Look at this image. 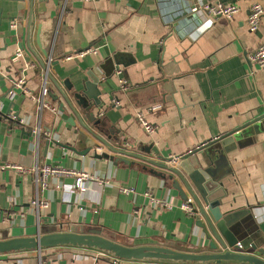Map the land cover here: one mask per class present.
Returning <instances> with one entry per match:
<instances>
[{"label":"crops","instance_id":"0c3cea01","mask_svg":"<svg viewBox=\"0 0 264 264\" xmlns=\"http://www.w3.org/2000/svg\"><path fill=\"white\" fill-rule=\"evenodd\" d=\"M217 3L236 4L240 13L226 19L199 12L200 6ZM257 3L264 8V0H47L44 15L37 14L35 5L31 36L22 40L7 26V11L10 5L16 9V2L0 0V240L67 232L77 226L102 228L130 247L210 251L196 218L180 208L184 201L172 187L170 172L126 155H113L129 162L118 166L94 159L95 151L82 155L87 146H78L74 134L80 124L74 119L72 127L70 112L60 111L56 84L64 91L67 83L80 90L94 74L102 80V104L93 110L106 131L99 135L117 149L151 160L157 156L146 152L150 146L170 159L211 143L203 154L190 157V163L196 166L199 161L222 184L224 211L246 213L230 229L242 248L264 250V69L249 60L264 45V15L258 32L248 28L249 10ZM19 51L31 62L17 58ZM82 52L87 53L78 57ZM115 54L123 55L128 67H120L106 80L99 67ZM46 68L49 93L60 100L48 95L58 113L44 111L39 117L31 96L41 94ZM20 79L24 89L16 86ZM153 84H159L154 101L141 92L124 94ZM139 112L154 125L155 133L145 132ZM38 123L43 133H52L51 139L42 135L37 143L32 128ZM250 124L245 129L248 135L237 140L236 131ZM233 132L232 139L219 141ZM45 164L85 172L93 179L85 182L83 193L58 187L56 180L44 190L31 170ZM16 165L28 170L2 169ZM63 184L75 187V180L66 178ZM123 187L134 189V194H123ZM146 192L168 199L174 207L155 208L144 197ZM36 199L49 207L38 211L32 205ZM0 264L110 262L92 250L53 248L0 255Z\"/></svg>","mask_w":264,"mask_h":264},{"label":"water","instance_id":"95a60500","mask_svg":"<svg viewBox=\"0 0 264 264\" xmlns=\"http://www.w3.org/2000/svg\"><path fill=\"white\" fill-rule=\"evenodd\" d=\"M8 3L16 2V9L7 11L8 30L15 31L17 36L23 40L26 34L29 38L35 25V5H37V14L44 15L46 12L47 0H6ZM16 10L14 15V11ZM24 42L20 43V50H24ZM46 53V52H45ZM27 63L31 62L27 53L22 54ZM123 55L115 54L107 58L100 65L104 78L109 80L114 76L120 67H128L124 63ZM43 65V64H42ZM47 70V68H46ZM49 74V73H48ZM90 83H82V88L76 90L73 85H65L67 91L56 84L60 97L62 99L60 111L62 113L70 112L71 116L68 120L72 127H75L74 119L80 124L81 129H76L74 134L77 135V143L87 146L84 150V156L91 151H95L94 159L104 160L118 166V164H128L125 158L114 157L116 155H126L134 159H139L155 167L170 172L169 179L172 181V187L178 192L180 198L186 202L190 198L194 201L198 209L196 218V226L203 231L205 237L210 241L209 252L206 253H189L170 249L162 246H136L130 247L116 242L114 236H110L103 231L102 228L81 229L73 226L67 232H52L39 234L33 237L14 238L8 240H0V255H9L14 253L25 252H41L45 249L53 248H74L80 250H92L103 254L109 258L118 259L127 263L132 262H161L171 264H264V250H257L255 246H251L253 252H249L242 248L238 238L232 232L231 226L239 217L246 215L244 212L224 211L222 200L226 197V192L221 189V185L213 179V174L208 173L197 162L196 166L190 163V157L200 153L211 145L201 147L200 149L189 152L184 156H176L178 159H164L154 146L148 147L146 152L153 151L157 156V160H151L139 153H126L112 146L106 139L99 135L104 134L102 122L93 114L94 108L101 106L102 91L99 86L102 83L98 75H89ZM159 84L151 86H142L137 91H125V95H146L147 98L154 101L157 99V88ZM123 87L117 88L118 92ZM148 90L150 91L148 93ZM109 99L114 101L113 92H109ZM50 95V93H49ZM148 95V96H147ZM53 96L52 94L50 95ZM59 96H53V100L59 101ZM102 125V126H101ZM254 125V124H252ZM249 126L240 129L235 138L241 139L244 135H248L250 131H245ZM104 130V131H103ZM106 132V131H105ZM86 133L91 135L94 140H88ZM234 136L227 134L219 139L220 142L230 140ZM101 150V154H98ZM114 155V156H113ZM175 161V162H174ZM178 163L177 165L171 163ZM174 177L176 179H174ZM239 218V219H238Z\"/></svg>","mask_w":264,"mask_h":264},{"label":"built area","instance_id":"2783aa9c","mask_svg":"<svg viewBox=\"0 0 264 264\" xmlns=\"http://www.w3.org/2000/svg\"><path fill=\"white\" fill-rule=\"evenodd\" d=\"M86 2L90 1H98V0H83ZM206 12L212 17H222L226 19H232L235 15L240 13V7L237 6L236 4H223V3H217L215 5L212 4H204L199 7V12ZM264 15V8L260 4H254L251 6L249 10V16H248V28L251 33H256L259 30L260 27V22L261 19ZM87 52H82L78 54V57H82L86 54ZM17 58H22V52L19 51L17 53ZM249 60L253 64L257 65L259 68L264 69V45L260 46L257 48L252 54L249 55ZM52 62L51 60L48 61L47 68L49 69L51 66ZM24 80L20 79L17 81L16 86L20 87L21 89H24ZM48 95H49V89H48V70L46 71V74L44 76V84L42 86L41 94L38 97L31 96V98L37 102L38 105V116L41 117L42 113L44 111H49L52 114H57L58 109L57 106L48 101ZM11 119L14 121H18V123L22 125H27L25 124V121L22 119H17L15 116H12ZM138 122L141 124L142 128L145 130L146 133L152 134L155 133L156 128L152 123H150L143 112H139L137 115ZM32 132L34 133V136L38 141H40L41 136L45 135L49 137L50 139L51 134L50 132L46 131L43 133L41 125L38 123V125L33 126ZM173 159H178L176 156H173ZM175 162V161H174ZM14 169L18 172H24L28 169L24 168L23 166L16 165V166H6L2 167V169ZM35 176H36V182L37 184H40L44 190L48 188L49 181L50 180H56L58 182V187H63V188H69L70 191H73V189L77 188L80 192H84L85 189V182L88 180L93 179V175L85 173V172H79L76 170L72 169H67V168H62L59 166L55 165H42V166H36V168L31 170ZM66 178H74L75 180V187L72 186H67L63 184V180ZM62 182V184L60 183ZM120 191L123 194L126 195H131L134 194L135 190L132 188H121ZM144 197L149 201V203L154 206L155 208H160V209H172L173 203L170 202L168 199H160L156 198L152 192H146L144 194ZM33 207L36 208L38 211H43L46 210L49 205L48 202H42L36 199L32 203ZM180 208L190 217H196L198 215V211L195 207L194 202L189 199L186 202H183L180 206ZM110 262V264H123L124 261L118 260V259H113L105 256ZM127 263V262H126Z\"/></svg>","mask_w":264,"mask_h":264},{"label":"rangeland","instance_id":"374dc122","mask_svg":"<svg viewBox=\"0 0 264 264\" xmlns=\"http://www.w3.org/2000/svg\"><path fill=\"white\" fill-rule=\"evenodd\" d=\"M193 202V200H191Z\"/></svg>","mask_w":264,"mask_h":264}]
</instances>
